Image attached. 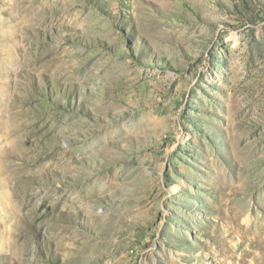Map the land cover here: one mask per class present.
<instances>
[{
    "label": "rangeland",
    "instance_id": "1",
    "mask_svg": "<svg viewBox=\"0 0 264 264\" xmlns=\"http://www.w3.org/2000/svg\"><path fill=\"white\" fill-rule=\"evenodd\" d=\"M0 264H264V0H0Z\"/></svg>",
    "mask_w": 264,
    "mask_h": 264
}]
</instances>
